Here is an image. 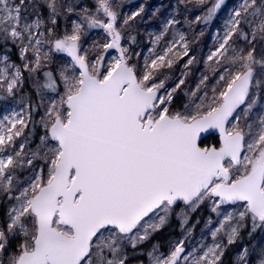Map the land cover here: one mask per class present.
<instances>
[{"label": "snow or ice", "instance_id": "snow-or-ice-1", "mask_svg": "<svg viewBox=\"0 0 264 264\" xmlns=\"http://www.w3.org/2000/svg\"><path fill=\"white\" fill-rule=\"evenodd\" d=\"M0 264H264V0H0Z\"/></svg>", "mask_w": 264, "mask_h": 264}]
</instances>
